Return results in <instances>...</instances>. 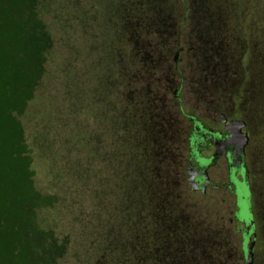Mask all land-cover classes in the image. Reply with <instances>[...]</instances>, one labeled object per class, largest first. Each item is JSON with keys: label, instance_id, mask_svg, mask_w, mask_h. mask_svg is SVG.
Masks as SVG:
<instances>
[{"label": "trees", "instance_id": "1", "mask_svg": "<svg viewBox=\"0 0 264 264\" xmlns=\"http://www.w3.org/2000/svg\"><path fill=\"white\" fill-rule=\"evenodd\" d=\"M239 2L102 0L105 24L101 30L112 39L103 47L108 65L97 81L101 86L94 90V98L107 111L102 115L92 112L109 128L114 149L94 153L91 159L92 152L105 143L104 137L103 143L98 140L97 126L87 133L80 130V141L88 142L91 154L79 156L75 165L55 153L49 138L37 152L27 146L30 155H40V162L52 176L63 170L62 181H72L79 199L63 203L52 180L49 190L43 192L31 173L28 211L39 220L44 264H243L238 238L230 225L233 202L221 199V206H209L212 195L203 197L184 188L168 144L152 143L166 138V130L173 131L167 126L171 127L172 117L179 112L167 104L164 94L180 84L181 93L190 94L189 105L183 110L197 114L208 106L213 109L215 100L222 93L227 95L224 87L231 77L239 74L237 51L252 55L256 91L264 108V40L249 34L250 25L264 31V4L251 0L252 7L247 8ZM45 3L35 0L31 8L23 0L13 1L16 20L27 12L43 15L44 23L41 40L35 41L30 52L35 95L26 98L20 83L13 88L19 94L12 100L13 109L23 118L27 105L38 101L41 68L55 46L44 22L45 17L55 14ZM245 15L253 23L243 18ZM80 19L84 24L90 20L82 14ZM252 38L255 46H251ZM39 44L45 54L35 49ZM79 94L86 99L83 92ZM77 106L79 110L89 108L81 100ZM41 114L45 117L48 109ZM19 130L22 133L21 127ZM19 148L21 157L25 150L22 145ZM102 161L106 168L100 167ZM195 197L200 201H194ZM38 205L44 209L41 217Z\"/></svg>", "mask_w": 264, "mask_h": 264}, {"label": "rangeland", "instance_id": "2", "mask_svg": "<svg viewBox=\"0 0 264 264\" xmlns=\"http://www.w3.org/2000/svg\"><path fill=\"white\" fill-rule=\"evenodd\" d=\"M13 1L0 0V264H44L45 245L43 237L39 234V220L36 221L37 216L32 217L28 211L31 173L35 174L36 186L43 192L49 190L52 180L63 203L74 199L77 203L79 199L72 181H62L63 170L58 169L60 173L56 172L52 176L47 167L40 162V155H30L27 146L30 151L37 152L39 148L44 147L49 138L53 142L55 153L62 154L69 164L75 165L79 156L89 157L91 154V146L85 144L88 142L85 139L80 141V130L87 133L97 126L100 135L98 140L101 142V138L104 137L105 143L97 148V151L92 152L91 159H94V153L113 151L109 128L94 116V113L102 115L107 111L101 101L94 98V90L101 86L97 81L101 79L100 76L108 65L105 63L103 47L112 37L101 30L105 24L102 0H45L46 9L55 14L53 16L51 13L44 19L49 30L50 43L55 46L50 59L44 62L41 68L39 78L42 84L36 90L38 101L27 105L23 118L19 114L20 111L13 109L12 100L19 97L13 88L20 83L24 85L23 94L26 98L35 95L30 81L34 66L30 60V52H33L31 49L35 41L41 40L39 37L44 23L43 15H29L27 12L17 16L20 21L16 20ZM239 1L244 7H252L251 0ZM259 1L264 4V0ZM23 2L31 8L35 5V0ZM81 14L90 19L87 24L83 23L84 19L81 21ZM248 15L243 18L253 23ZM56 17L57 22L53 20ZM261 19H264V16ZM262 23L264 25V21ZM256 25L258 24L255 23L254 26ZM249 34L253 36L256 34L264 40V31H257L251 25ZM255 40L252 38L251 46H255ZM35 49L41 54L46 53L41 44ZM261 49L264 52V41L261 43ZM237 53L241 54L240 51ZM238 65L237 78L240 81L237 82V86L240 87L244 83L241 76L247 71L248 62ZM82 92L85 94L84 100L80 94L78 95ZM80 100L89 108L90 105L92 107L79 110L77 105H80ZM47 109L49 114L44 117L41 113ZM256 135H259V132L256 131ZM29 140L32 142L29 143ZM21 145L24 146L25 152L20 157ZM86 145L90 150L88 146L85 147ZM100 167L106 168V162L102 161ZM223 168L224 166L220 165L216 169L218 173L223 174ZM218 173L213 172L216 179L221 178ZM212 198V201L208 202L209 206H214L215 203L221 206V199L233 202V197L228 193L212 195ZM192 199L200 201L197 197ZM43 212V207L38 205L40 217L43 216ZM66 217L68 216H64V220L68 223ZM30 221H33V224Z\"/></svg>", "mask_w": 264, "mask_h": 264}, {"label": "flooded vegetation", "instance_id": "3", "mask_svg": "<svg viewBox=\"0 0 264 264\" xmlns=\"http://www.w3.org/2000/svg\"><path fill=\"white\" fill-rule=\"evenodd\" d=\"M245 62L247 71L241 76L245 86L243 83L238 87V76L231 77L224 87L227 95L222 93L213 109L208 106L197 114L185 111L190 94L181 93L180 84L173 92H166L167 104L179 112L176 118L172 117L171 127L167 126L173 131L166 130V138L152 143L168 144L176 175L184 188L203 197L222 193L233 197L230 225L237 235L243 264L250 238L254 239L253 264H264V108L256 91L252 55L246 50L235 65ZM232 128L247 135L244 147L241 148L240 139L230 142ZM220 165L224 166L223 174L216 169ZM213 172L221 178L216 179ZM205 179L209 184L204 185ZM196 185L198 188L194 189Z\"/></svg>", "mask_w": 264, "mask_h": 264}, {"label": "water", "instance_id": "4", "mask_svg": "<svg viewBox=\"0 0 264 264\" xmlns=\"http://www.w3.org/2000/svg\"><path fill=\"white\" fill-rule=\"evenodd\" d=\"M239 127V124H238ZM233 133L232 136L230 138V142H233L235 139H240V143H241V148L245 146V143L247 142V135L241 133L240 131H237L238 129H234L232 128ZM204 185L209 184V180L205 179L204 180ZM198 188L197 185L194 186V189ZM246 249H247V258H246V263L245 264H253L254 261V239L250 238L247 242L246 245Z\"/></svg>", "mask_w": 264, "mask_h": 264}]
</instances>
